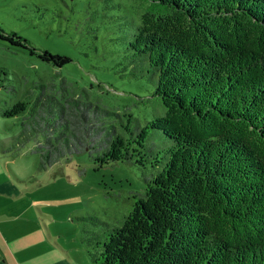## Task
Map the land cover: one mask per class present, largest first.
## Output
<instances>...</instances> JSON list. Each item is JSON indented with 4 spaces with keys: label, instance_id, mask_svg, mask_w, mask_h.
Instances as JSON below:
<instances>
[{
    "label": "trees",
    "instance_id": "16d2710c",
    "mask_svg": "<svg viewBox=\"0 0 264 264\" xmlns=\"http://www.w3.org/2000/svg\"><path fill=\"white\" fill-rule=\"evenodd\" d=\"M0 38L56 66L71 60L1 26ZM128 46L159 100L144 116L65 78L62 92L51 81L14 99L0 66L13 135L2 153H26L39 172L83 151L96 168L152 169L120 223L79 216L97 228L84 237L89 264H264V0H149Z\"/></svg>",
    "mask_w": 264,
    "mask_h": 264
},
{
    "label": "rangeland",
    "instance_id": "374dc122",
    "mask_svg": "<svg viewBox=\"0 0 264 264\" xmlns=\"http://www.w3.org/2000/svg\"><path fill=\"white\" fill-rule=\"evenodd\" d=\"M148 4L149 0H0L1 28L27 38L38 51L71 59L56 66L0 38V66L6 71L1 76L15 87L9 95L23 98L31 88L34 99L40 92L37 84L59 85L65 78L71 89L110 108H128L142 116L154 110L159 103L155 84L143 72L141 56L128 46ZM56 89L62 92L60 85ZM5 92L0 90V98ZM7 137L13 140L12 133ZM16 156L14 166L27 180L26 195L35 211L23 221L25 228L54 248L65 264H89L84 237L86 230L97 228L79 216L94 214L120 223L132 206V192L142 190L144 177L152 173L150 167L127 161L96 168L87 151L40 172L35 158Z\"/></svg>",
    "mask_w": 264,
    "mask_h": 264
},
{
    "label": "crops",
    "instance_id": "0c3cea01",
    "mask_svg": "<svg viewBox=\"0 0 264 264\" xmlns=\"http://www.w3.org/2000/svg\"><path fill=\"white\" fill-rule=\"evenodd\" d=\"M10 124L12 121L0 117V264H65L67 261L56 256L54 248L38 240L23 223L35 211L26 195L27 180L14 166L17 156L2 153L3 148L11 145L12 140H7L10 131L6 129ZM19 155L31 159L24 152Z\"/></svg>",
    "mask_w": 264,
    "mask_h": 264
}]
</instances>
